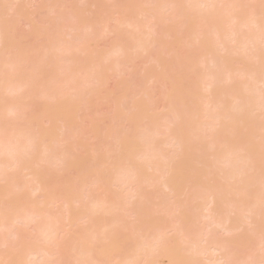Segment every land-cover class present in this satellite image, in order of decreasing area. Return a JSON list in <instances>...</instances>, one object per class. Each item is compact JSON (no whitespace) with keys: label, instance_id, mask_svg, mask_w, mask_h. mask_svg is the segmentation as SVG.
<instances>
[{"label":"bare ground","instance_id":"obj_1","mask_svg":"<svg viewBox=\"0 0 264 264\" xmlns=\"http://www.w3.org/2000/svg\"><path fill=\"white\" fill-rule=\"evenodd\" d=\"M22 1L23 0H0V33L7 31L10 36L12 35L11 31L15 27L12 22L7 20V17L10 12L14 11L16 14H21V9L18 7ZM52 1L53 6H67V0ZM127 1L131 2V0ZM162 1L163 0H161L160 3V0H136L131 7L122 9L120 20L124 26L120 27L118 30L116 25L112 23L114 17L103 9H100L99 12L94 15H90L87 19L82 18V20L88 21L93 29H97V26L99 25H103L107 28L108 33L106 36H113L114 38L111 48L114 45L119 44L124 50V55L119 60V63L113 59L112 63L106 68V72H117L134 59L144 56H152L154 50L161 52L166 48L161 39L158 38V32L155 30L161 28L163 23L164 26L169 20L164 21L166 18L161 19L157 16L154 29L149 30L146 22L139 19L140 10L137 7L138 5L144 3L157 4V2L158 4H221L223 2H230V0H164V3ZM90 4L91 6L96 7V0H91ZM16 8H18V10ZM64 10L65 9L63 7L59 9V11ZM72 13L79 17L76 10H73ZM256 13V26L254 27L243 16L239 14L237 15V13L230 10H222L219 14V19L214 22L212 28L208 31V34L200 43L199 51L196 53H193L189 48L191 41L188 31H184V27L180 22L175 20L170 21L172 26H176L179 31H176L171 35L168 32L165 33V35L162 32L160 33H162L165 37L173 35L179 36L180 33L183 36L187 33V36L185 35L184 37L187 38L188 51L187 57L184 60L179 57H176V61L172 60L170 63L157 60L156 70L158 73L152 74L150 77L151 79H149L153 83L160 81L169 83L168 93L165 96V100L167 101L165 108L166 111L163 115L157 116L150 110H148L149 113L146 114V112H148L146 111L147 108L136 109L135 107H132L131 110L124 113H118L115 117L116 121L127 123V129L132 132V135L128 139L124 140L123 156L125 162L128 159L132 160L139 171V181L136 184V190L140 195V199L137 200L135 210L140 219L145 220L142 222H148L149 220L147 221L146 218L151 215V207L147 203V196L142 191L145 187L144 185H146V187H151L155 184V177L153 176L155 173L152 174L153 172H164L161 176V181L159 178V184L164 190L168 191L169 200L174 198L179 199L181 197V193L176 197V191L178 189L181 188L180 191H184H182L184 201L179 205L176 204L177 202H175L174 199L172 203L174 206L179 205L182 209L180 232H182L184 236L190 238V240L196 241L193 237L191 239L190 236L193 229L189 232L185 230V227L190 225L194 228L197 222L200 220L202 221V227L197 241L203 239L206 240L207 243L203 248V254L200 255L201 257H197L200 261L202 260L201 264H206L203 262L205 258L210 260L211 258L217 257L214 255V249H217L218 245H220L223 241L212 239L211 233L215 230L222 231L224 234L231 232L233 233V238L239 237L240 234L242 237L240 238L239 244L243 247V251H248L245 259H247L250 254L257 261L261 258V219L258 207V183L253 189L252 203L256 204V209L253 217L254 230L252 232H249L246 227L241 232L238 230L241 227V217L250 206L249 197L241 196L239 199H236L227 194L220 195L212 192L197 193L196 191L202 184L203 178L208 170L210 157V142L202 133L209 130L213 126H216L217 121L228 113L229 110L237 104L238 100L247 102L250 106V111L255 112L256 115L254 117H250L246 112V114L236 123L229 125L227 128L220 127L214 135V142L217 147L224 143H251L254 145L257 156L259 155L261 138V127L259 121V90L261 75L264 69H262L258 61L250 62L243 56H234L224 52L222 55L220 54L225 48L231 49L232 46L230 47V37L233 32L250 37L256 42L257 47L259 46V10ZM151 14L152 10H148L147 15L150 16ZM166 14L167 13H164L165 17L167 16ZM238 18H240V20L235 22ZM96 41L92 44L88 55L74 54L66 58L64 67H67L70 64L72 68L71 74L61 72L60 66L44 65L41 68L42 83L50 95L64 93V89L66 88L72 89L76 85L77 81L82 79V75H87L94 64H98L105 56L108 55L111 48L104 54L93 49L95 48L94 44ZM2 57L3 50L0 49V70H2ZM195 59L199 60H197V63L192 64ZM201 62L207 65V67L202 69L201 72L206 75L210 85V90L205 96L201 90L200 80L194 77L191 72L192 67L200 64ZM35 94L36 93L33 92L30 96H25L24 99L18 100V103L25 104L27 100H32ZM143 94V97H147L149 100L152 99L151 94H148L147 92H144ZM208 95L209 98L206 100V96L208 97ZM204 97L205 100L203 102ZM126 100L127 97L121 103L122 106H124ZM44 101L46 109L51 111L53 104L46 100ZM87 104L88 101L85 100L80 105L86 106ZM149 105H151L150 102ZM68 107L70 108L72 106L69 105ZM136 110H142V112ZM149 114H152V116L149 117ZM33 119V117L30 118V121ZM147 120L148 122H146ZM2 123L3 105L0 104V125H2ZM62 124L59 137L53 134L50 129H47L48 135L41 144V152L44 150L45 146H48L52 148L56 156H66L69 163L63 173L66 172L67 174H70V170L73 166L82 167L83 164H77V160H72L73 152H71V149L75 145H72V148H70V145L68 147V143L70 144L73 140L72 138L76 136L75 130L73 131L70 123L67 124V122L63 121ZM173 125L174 127H172ZM169 129L171 130L169 131ZM125 131L126 130H118L113 134L106 135L103 139L105 143L103 141H101V143L103 146L105 145L107 147L108 145V147L111 148L108 150L107 147L106 151L103 153L100 150L94 151L92 156L89 158V163L93 162L95 165L90 164L87 168L92 166L94 167L93 169H96L98 163L106 161L109 157V153L115 148L116 144L124 138ZM177 137H179L180 141L184 144V150L179 157L175 156ZM110 142L112 143L110 144ZM80 147L83 148L82 145ZM73 150H76V148ZM138 156L141 157V159H137ZM167 160L168 163H166ZM5 163L6 161L0 159V165ZM120 163L121 161L117 159L114 161V166L118 167ZM111 167L112 166H110V168ZM93 169L91 170V173L95 172ZM20 171H27L25 177L27 176L28 180L25 181L26 179H22L23 182H19L21 180H18L19 178L17 179L15 175L16 173L18 174V171L15 173L6 171L5 176L0 178V183H4L0 189V196H5V198H7L12 192H10L12 187L18 188L17 191H19V193L23 192V189H35V193H39L42 199H45L43 194L48 192L50 189L55 192V189L52 187V180L56 178L57 175H55L46 165L40 163L39 154L32 163ZM67 179L64 190L75 189L77 185L82 186L85 176H81L80 174L76 180L71 181ZM115 179V175L111 172V170H109L106 173L105 183L100 187L92 189L99 200H107L109 203L115 202L116 197L113 195L115 189L112 187ZM187 195L189 196L186 199ZM197 195H199V197L196 199ZM190 202L193 203L191 208L186 205ZM73 204L74 203H68L66 200L63 201L64 209L65 206L68 207V215L66 216L69 217V219L67 218V221L72 225V227H74L75 221H80V218L78 220H74V218H78L77 213L79 211L81 212L78 213V216H84L92 211L90 205L86 203H81L79 207H76L74 204L76 207L74 211L72 210L74 209V206H71ZM160 204L164 203L160 201L157 206L159 207ZM16 206L17 205L14 206V211L11 216V214H8V210H10L9 203L0 199V243L3 247H5V242H7V249L12 248L10 245L13 243V247L14 245H17L19 250L17 255L13 256L12 254H9L6 264H46L47 261H49L48 264H54L56 261L50 259L53 262L51 263L50 260L47 259L52 257L54 254L58 255L61 251L57 248L58 246H56L55 250L54 246L57 244L56 242L59 241L57 240L56 234H61L62 231H64V221L62 220H66V216L63 217V215L59 213L54 214V212H51L50 210V212H46V209L44 210L45 212H39L41 215L38 213H31L28 212L25 207L28 206V204L25 205L24 203L18 205V207ZM166 211L169 212V210ZM192 211L194 213H192ZM191 213L194 214L193 217H191ZM74 215H76V217H74ZM144 216H146V218H143ZM61 217H63V219H61ZM161 217H159L160 219H156L155 217L151 218L150 216L151 220L148 222V225L153 230L160 229L159 226H163L164 223H166V225L163 228L171 227V221L167 220L168 215L164 214ZM165 219L167 221H165ZM125 220L126 218L114 209L100 208L96 210L90 227L94 228L96 231H101L107 228L110 231L116 232L122 243L114 251L107 253H101L98 250H90L92 251L93 258L99 260H109L111 256H114L116 259L125 260L134 257L136 242L132 236L130 237V233L121 231V225L125 223ZM17 224L25 226L19 228V225L17 226ZM211 226L213 228H211ZM29 227L32 230H30L29 234L28 232L25 234V228ZM83 229L84 227H81L78 231H82ZM84 230L79 233L77 230L74 232L72 238H70V247L69 243L66 242L69 249H72V252L70 253L73 254L74 251L76 252V254L74 253V257L71 256L69 252L67 255L66 252L67 257H73L68 261L84 258L82 256L81 246L78 243L86 238V232ZM235 231H237L236 233L240 232L238 236L234 235ZM13 236L16 237L15 240H12ZM207 236L211 237L208 239ZM64 238L65 237H63V239ZM175 238L176 237H174L173 244L178 248L181 244L179 240L181 241L182 237H178L179 240ZM59 242L58 244H60ZM234 243V240L230 242V246L232 245L234 247L232 250L235 249ZM122 244L123 246L121 247ZM127 245L129 247H127ZM51 246L54 247V249H51ZM124 248H126L125 252L122 250ZM53 250H55V252ZM61 253L62 251L60 252V255H58L60 258V261L57 260L58 262L63 261V258L65 257V252ZM170 253L171 251L162 252L157 257L159 264H169L172 261L169 258ZM232 253L235 258H238L236 249L234 252L232 251ZM62 255L63 258H61ZM203 256L204 258H202ZM55 259H57V257H55Z\"/></svg>","mask_w":264,"mask_h":264},{"label":"snow or ice","instance_id":"obj_2","mask_svg":"<svg viewBox=\"0 0 264 264\" xmlns=\"http://www.w3.org/2000/svg\"><path fill=\"white\" fill-rule=\"evenodd\" d=\"M43 21L39 25L35 37V43L31 39L24 42H14L10 34L5 31L0 33V49L3 50L2 70H0V104L3 105V123L0 125V159L6 161L0 165V178L5 176L6 171L17 172L26 168L39 154L40 163L46 165L55 175H62L68 167L67 157H58L51 147L45 146L41 152V144L44 142L48 131L45 127L32 122L28 116V106L18 103L31 93H38L43 100L53 105L82 104L87 97L94 92L105 89L108 86L106 79V68L113 59L119 63L124 55V50L119 44L114 45L108 55L98 64H94L89 73L77 81L76 85L67 93L50 95L42 83L41 68L44 65L60 66L61 72L72 73L71 65L64 67V62L71 55H88L92 44L107 35L108 29L103 25L97 29L82 20L74 13L59 11L61 7L67 9L69 6L42 5ZM118 10L121 6L113 4L110 6ZM139 19L145 21L149 30H153L157 16L161 19L180 22L188 31L191 43L189 48L193 53L199 51V45L204 40L214 22L219 19L222 10H230L243 16L254 27L257 18V5L253 3L232 2L221 4L186 3V4H154L144 3L137 6ZM259 46L248 36L233 32L230 37L231 49H223L226 54L243 56L250 62L258 61L264 69V0H259ZM148 10L152 14L147 15ZM167 13V17L164 16ZM119 12H114L112 23L117 30L124 26L118 18ZM130 26V25H128ZM115 34V33H113ZM38 45L39 47H36ZM207 65L203 62L192 67V75L200 80L201 90L208 94L210 85L206 75L201 70ZM230 79V77H229ZM259 121L261 127V138L259 155L257 156L254 145L251 143H224L217 145L214 135L220 127L227 128L236 123L246 112L250 117L256 115L250 111V106L243 100H238L228 113H226L217 125L204 131L202 134L210 142V157L208 170L203 182L196 190L197 193L212 192L220 195H230L236 199L241 196L249 197L250 206L241 217L243 231L246 227L249 232L254 230L253 217L256 204L252 203L253 189L259 186V215L261 219L260 229V260H255L250 254L247 259L235 258L228 239L233 235L231 232L225 234V240L214 249V255L218 259L208 261V264H264V71L260 81ZM174 127V125L172 126ZM171 129H169L170 131ZM132 135L126 130L124 138L118 142L109 153L106 161L98 163L95 172L85 178L83 185H77L75 189L58 190L51 193L52 199L66 200L79 207L81 203L90 205L92 211L80 218L86 238L79 241L82 256L84 258L68 262H54V264H159L157 257L162 252L175 250L176 258L171 264H201L196 257L203 254L206 240L192 241L180 232L181 212L179 205L173 210L165 212L171 221V227L153 230L146 222H142L136 212V203L140 195L136 190L139 181V171L132 160L124 161V140ZM184 150V144L179 137L176 140L175 156ZM119 159V166H114V161ZM141 159V157H137ZM110 166H112L110 168ZM111 170L116 179L112 184L115 189L113 195L115 202L101 201L92 191L105 183L106 173ZM126 181V182H125ZM35 194V189H31ZM114 209L126 218L121 225V231L130 233L136 242L135 255L125 260H99L93 258L92 251L101 253L114 251L122 242L116 232L107 228L96 231L90 225L93 222L97 209ZM181 235L180 247L173 244V238ZM58 233L56 236L58 237ZM16 239L15 236L12 237ZM7 247V242H5Z\"/></svg>","mask_w":264,"mask_h":264},{"label":"rangeland","instance_id":"obj_3","mask_svg":"<svg viewBox=\"0 0 264 264\" xmlns=\"http://www.w3.org/2000/svg\"><path fill=\"white\" fill-rule=\"evenodd\" d=\"M222 1H224V0H222ZM135 2H136V0H131V2H128L127 0H96L97 5L95 7V6H91V4H90L91 0H86V1L85 0L84 1H82V0H67L66 3H67V6H69V7L67 9H65L64 11H68V12L72 13L73 10H76L77 14H79V17L81 19L82 18L87 19L90 15H94L97 12H99L100 9L107 11L108 13H110L112 15V17H114V12L118 11L119 12L118 18L120 19L121 14H122L121 13L122 9H127L128 7H131V5ZM162 2L164 3V0ZM230 2L231 3L232 2H240V0H230ZM243 2L253 3V4L257 5L256 12L259 10V8H258L259 0H243ZM160 3H161V0H160ZM113 4H118L121 7L118 10H114L110 7ZM157 4H158V2H157ZM42 5H53V1L52 0H23L19 4V7L17 6L19 9H21V14H16L15 11L9 13L7 20L9 22H12L14 27H15L11 31V34H12L11 38L13 39L14 42H20V41L27 42V41H29V39H31L32 42L35 43V37L37 34L38 27L43 21V15H42L43 9L40 7ZM18 8H16V9L18 10ZM167 20L168 19L166 18L164 21H167ZM239 20H240V18L235 20V22L239 21ZM163 24H162L161 28L158 27L159 29L156 28L157 30H155V31L158 32V34H157L158 38H160L163 45L166 46L165 50L161 51V52H158V50H154L152 53V56H144V57H141L138 59H134L130 63L123 66L117 72L116 71H107L106 72V79L108 82V86L105 89L94 92V94H91L89 97H87L86 100L88 101V104L86 106L79 104V105H74V106L69 108L68 107L69 105H53V107L51 108V111H49L46 109L45 101L43 99H41L39 96H37L38 93H36V92H35L36 94L34 95L32 100L30 99V100L26 101L25 104L28 106V109H29L28 110L29 120L32 117L34 118L32 120V122L38 123L39 125L45 127L46 129H50L53 132V134H55L58 137L60 135V129L63 125L62 124L63 121L67 122V124L70 123L72 128H73V131L75 130V132H76V136L74 138H72L73 140L71 139L72 141L70 142V144L68 143V147L70 145V148H72V145H75L71 149V152H73V159L72 160L75 159V160H77V164H83V165H82V167L73 166L70 170L71 171L70 174H67L65 172L62 175L56 176V178H54L52 180V187L55 189V191L64 190V188L66 187V179L67 178H68L67 180H71V181L76 180V178H78V175H80V174H81V176L82 175L85 176V178L89 177L92 174L91 170L94 168L92 166L90 168H87L88 165L94 164L93 162L89 163V158L92 156L94 151L100 150L103 153L106 151V149L108 147V145H107V147L105 145L103 146L101 141H103V139L108 134H113V133L117 132L118 130H128L127 129L128 128L127 123H123L122 121L118 122L115 120V117L118 113L127 112L128 110H131L132 107H135L136 109L147 108L146 111L150 110L152 113H154V115H157V116L163 115L164 112L166 111L165 108L167 105V101L165 100V96L168 93L169 83L163 82V81L153 83L149 79H151L150 77L152 74L158 73V71L156 70V65H157L156 61L157 60L168 62V63H170V61H172V60L176 61V57H179L180 59L184 60L187 57V51L188 50H187V38L184 37L187 34L186 33L187 31L184 29V31H186L185 32L186 34L183 33V34H185L183 36L180 33L179 36L173 35L170 37H165L164 36L165 33L168 32L171 35L172 33L179 31V30H177L176 26H172V23L170 21H167L164 26H163ZM160 29H161V31H160ZM160 32H162L164 35H162V33H160ZM176 34H178V33H176ZM157 35H156V37H157ZM113 42H114L113 36H106V37L104 36L103 38L98 39L96 41V43L94 44L95 48H93V49H95L97 52L104 54L108 50H110ZM231 46L232 45H230V47ZM36 47H39V46L36 45ZM219 53H220V51H219ZM222 53H223V51L220 54L222 55ZM197 60H199V59H195L192 64L197 63ZM82 76H84V75H82ZM241 78H243V77H241ZM61 82H62V80H61ZM70 90L71 89L66 88V89H64V93H67ZM144 92H147L148 94L152 95V99H151L152 101L149 100V98L147 99V97L146 98L143 97ZM203 95L205 96L206 94H203ZM126 97H127V100H126L124 106H122L121 103L126 99ZM207 98H209V95H208V97L206 96V100H208ZM204 100H205V97L203 99V102H204ZM149 102L151 105H149ZM136 111L142 112V110H136ZM148 113H149V111L146 112V114H148ZM150 116H152V114H149V117ZM146 122H148V120ZM111 143L112 142H110V144ZM81 145L83 146V148L80 147ZM75 148H76V150H73ZM109 148H111V147H108V150H109ZM168 153H169V151H168ZM161 163H162V161H161ZM163 163H164V161H163ZM166 163H168V160ZM93 170H96V169H93ZM26 172L27 171L21 172L19 170L18 174L17 173L15 174L17 179L19 178L18 180H21L19 182H23L24 179H26L25 181L28 180L27 176L25 177V175L27 174ZM160 172L161 171L153 172L152 174L155 173V175H153L155 177V180H154L155 184L151 187L150 186L146 187V185H144L145 187L142 190L146 194L147 199H148L147 203L151 207V208L149 207L151 209L150 210V212H151L150 216H151V218L155 217L156 219H160L159 217L163 216L164 213L166 212V210H169V213L173 210L174 205H172V203H173V200L175 199L174 198L172 200H169V198H168L169 195L167 193L168 191L164 190L160 186L159 178L161 181V176L164 173V172H162V173H160ZM3 185H4V183H0V189ZM68 188H69V186H68ZM180 189H178L176 191V197L180 193L182 195H180L181 197L178 196V197H180L179 199H175V202H177L176 204H179V205L184 201V195L182 193L183 190L180 191ZM17 190H18V188L12 187L10 190V192L11 191L12 192L7 198H5V196H0V199H3L4 202L9 203L10 210H8V214L9 215L11 214V216H12L13 211H14V206L17 205L16 207H18V205H21L23 203L25 205L28 204V206H25V207L27 208L28 212H31V213L33 212V213L39 214V212L44 211L46 209L45 210L46 212L51 211V212H54V214L59 213V214L63 215V217L68 215V211H67L68 207L65 206V209H64L63 201L61 199H56V200L52 199L51 193H53L54 191H52L51 189L48 192H46L45 194H43L45 196V199H42L41 195L39 193H35L33 195L31 188L26 189V190L23 189L24 191L21 193H19V191H17ZM188 196L189 195L186 196V199L188 198ZM198 197H199V195L196 196V199ZM160 201L163 202L164 204H160L158 207L157 204ZM186 205L191 208L193 206V203L190 202V203H187ZM71 206H74L73 207L74 209H72V208L71 209L75 211V208H76L75 205L73 204ZM79 212H81V211H79ZM78 213H77L78 218H74V220L75 219L78 220L79 218L82 217V215H79L80 216L79 217ZM192 213H194V212L192 211ZM192 213H191V217H193V215H194ZM39 215H41V214H39ZM150 216L147 218H146V216H144L143 218H146L147 221L149 220L148 222H150V220H151ZM63 217H61V219H63ZM74 217H76V215H74ZM65 218H66V220H62V221H64V224H63V230L64 231H62V233L59 234V236L57 237V240H59L60 242L57 241L56 242L57 244L54 247L56 250V246H58L57 248H59L62 251V253L65 252V257L63 258V255H62L61 258H63V261L65 260L64 262H67L68 260H71V258H73L74 255L76 254L75 251H74L75 254L70 253V252H72V249L71 248L69 249L70 241H71L70 238H72V235L74 234V232L76 230L78 231V229H80L81 227L83 228V225L80 224V221H78V222L75 221L74 227H72V225L69 224V222L67 221V218L69 219V217L66 216ZM164 218H165V216H164ZM143 220H141V221H143ZM167 220L169 221V217L167 218ZM167 220L165 219V221H167ZM148 222H146V223L148 224ZM18 225L19 224H17V226ZM20 225L18 226L19 228L25 226L22 224H20ZM165 225H166V223H164L163 226H159V227L163 228V227H165ZM30 227L25 228L26 229L24 231V232H26L25 234H27V232L29 234L30 230H32V229H30ZM201 227H202V221L200 220L199 222H197V224L195 225L194 228L190 225H187L185 227V230L190 232L193 229V231L190 233V236H191V239L193 237L197 241V239L200 235ZM211 228H213V227L211 226ZM207 229H209V228H207ZM80 231H78V233ZM236 232L237 231L234 232V235L238 236V234L241 231L238 233H236ZM76 233H75V236H76ZM211 234H209V235H211L212 239H214V240L224 241L226 238L225 234L219 230H215ZM63 237H65V238L63 239ZM130 237H131V234H130ZM175 237H176L175 239L179 240L178 237H181V236L179 234H177ZM207 237H208V239L210 238L209 236H207ZM241 237L242 236H240V234H239V237H237V238L234 237L235 239L233 238V236L229 237L228 239H230V242L233 240L235 241L234 245H235V249L237 252L236 254L238 255V258L239 259H245L247 257L246 253L248 254V251H245V250L243 251V247H241V245L239 244ZM10 240H11V238H10ZM173 240H174V238H173ZM58 242L60 244H58ZM66 242L69 243V247L67 246ZM179 242L181 243L180 240H179ZM65 243H66V245H65ZM72 243H73V241H72ZM12 244L10 245V247H12V248L7 249L6 247H3L0 243V264H6L7 263V258L9 256V254H12L14 256V255H17L19 253L18 246L14 245V247H13ZM64 246H66V247H64ZM122 246H123V244L121 245V247ZM54 247L51 246L50 248L54 249ZM127 247H129V246L127 245ZM126 248L122 249L123 252H125ZM233 248L234 247L231 245V249H233ZM55 250H53V251L55 252ZM234 250H232V251L234 252ZM60 252L58 255H60ZM66 252H67V255L69 252V254L73 257H70V256L67 257ZM254 253H256V252H254ZM56 255L57 254H54L52 257H50L47 260L51 259V260H54L56 262H58L57 260L60 261V258L58 257V255L57 256ZM55 257H57V259H55ZM169 258H170V260L175 259L176 258V252L171 251ZM202 258H204V256ZM215 259H218V258L214 257V258H211L210 260H207L205 258V260H203V262L208 264V261H212ZM51 260H50V262L53 263ZM115 260H120V259H116V257L111 256L108 261H115ZM48 263H49V261L46 262V264H48ZM169 264H171V262Z\"/></svg>","mask_w":264,"mask_h":264}]
</instances>
